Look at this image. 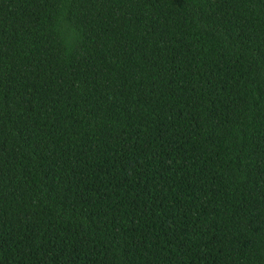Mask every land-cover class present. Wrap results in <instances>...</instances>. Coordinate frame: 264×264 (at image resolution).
I'll list each match as a JSON object with an SVG mask.
<instances>
[{"label":"trees","instance_id":"obj_1","mask_svg":"<svg viewBox=\"0 0 264 264\" xmlns=\"http://www.w3.org/2000/svg\"><path fill=\"white\" fill-rule=\"evenodd\" d=\"M0 264H264V0H0Z\"/></svg>","mask_w":264,"mask_h":264}]
</instances>
